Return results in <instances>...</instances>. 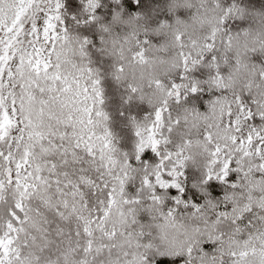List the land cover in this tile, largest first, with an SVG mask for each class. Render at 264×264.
<instances>
[{"label": "snow or ice", "instance_id": "snow-or-ice-1", "mask_svg": "<svg viewBox=\"0 0 264 264\" xmlns=\"http://www.w3.org/2000/svg\"><path fill=\"white\" fill-rule=\"evenodd\" d=\"M148 11V0H0V264H264V68L225 78L213 27L183 60L209 79L201 67V79L178 75L164 89L177 105L205 84L220 89L207 111L185 110L189 131L173 134L168 100L147 125L124 120L115 91L124 85L129 101L142 91L125 61L148 63L138 36ZM243 14L225 5L217 23ZM119 26L135 48L121 45L101 71L96 37ZM241 35L255 36L221 42L231 50ZM120 122L134 144H117Z\"/></svg>", "mask_w": 264, "mask_h": 264}, {"label": "clouds", "instance_id": "clouds-1", "mask_svg": "<svg viewBox=\"0 0 264 264\" xmlns=\"http://www.w3.org/2000/svg\"><path fill=\"white\" fill-rule=\"evenodd\" d=\"M137 0H129L132 9H135ZM237 4L239 8L244 9L243 15L230 16L224 25H218L217 19L223 11V6ZM149 11L144 13V20L138 28V36L141 40L147 39L148 45L145 46L146 58L148 63L140 65L139 63H130L125 61L126 74L130 83H133L138 88L142 87V91H138L132 100H127V90L124 85H118L115 91L116 107L119 112L124 113V120L128 116L135 117L136 121L147 125L154 118L155 109L163 107L164 100H168V107L171 109L172 121L168 122L173 127V134L180 136L189 131V126L184 125L186 109L195 107L201 109V104L204 105L202 111H207L211 101L215 99L212 95L215 92L217 95L220 89L210 87L205 84L199 94V99H193L190 103H185L181 99L179 105L175 104L172 98L167 97L165 88L167 82L175 81L178 75H187L189 80L201 79L199 70L204 68L203 80L209 79L206 65H199L196 68V75L184 72V57L189 56V53L195 54L200 50L204 43V38L210 33L213 27H219L221 33L217 37L215 54L217 56L219 66L225 71L222 75L225 78L229 73L233 74V78L242 77L245 74L243 64L246 63L249 68L255 66L256 71L264 68V41L257 42V36H264V0H148ZM220 5L221 7H217ZM163 22L166 26L160 27ZM245 30H250L255 36L234 39L231 45V50L225 47L221 42V36L224 33L233 36L238 33L242 34ZM127 31H131L128 29ZM126 26H119V31L113 30L111 35L104 34V44H100V35H97V45H94L95 51L99 57L98 67L103 70L106 61L116 62L120 59V49L123 45V50L127 56L130 48H135V40L129 39L125 42L127 35ZM179 33L183 36V45L175 40V35ZM226 41V37H224ZM115 41V47L113 45ZM103 49V51H102ZM183 52V56H181ZM237 53L242 59V65L239 73L234 71L235 60ZM210 53L206 52V55ZM230 57L229 63H224L223 57ZM189 67H192L191 62ZM135 73L136 79H132V74ZM143 76V80H141ZM162 81V88L156 89L154 84L149 88L148 82L155 80ZM239 90V88H237ZM143 96V99H141ZM168 113H165L167 117ZM176 119L181 121L183 127L173 123ZM168 124L165 125L164 135L170 134L166 131ZM203 122L199 124L203 128ZM197 128H191L193 135L197 132ZM117 144L124 143L129 136L132 137L130 143H135V134L130 122H120V127L117 130ZM128 151V148L121 149ZM149 157H146V162ZM195 171V170H193Z\"/></svg>", "mask_w": 264, "mask_h": 264}]
</instances>
